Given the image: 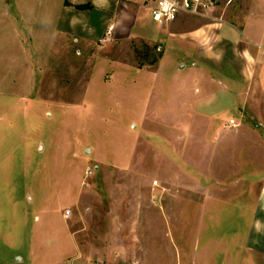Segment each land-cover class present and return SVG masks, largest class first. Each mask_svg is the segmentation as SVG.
Segmentation results:
<instances>
[{
	"label": "rangeland",
	"instance_id": "1",
	"mask_svg": "<svg viewBox=\"0 0 264 264\" xmlns=\"http://www.w3.org/2000/svg\"><path fill=\"white\" fill-rule=\"evenodd\" d=\"M59 1L0 0V264H221L262 202L264 102L201 78L200 33L230 59L264 0L162 26L142 0L81 6L36 58L27 24Z\"/></svg>",
	"mask_w": 264,
	"mask_h": 264
},
{
	"label": "crops",
	"instance_id": "2",
	"mask_svg": "<svg viewBox=\"0 0 264 264\" xmlns=\"http://www.w3.org/2000/svg\"><path fill=\"white\" fill-rule=\"evenodd\" d=\"M112 3H115V0H60L57 2L52 14H46L39 19H32L34 21L27 25L29 26L30 48L34 49L33 51L37 53L35 57L46 60V53L53 49V44L58 36L64 38V34H73L77 30L80 19L79 12L77 11L79 6L91 5V7L105 9ZM263 8L264 6H262ZM259 15L263 14L260 13ZM252 17L254 15H251L249 19ZM247 26L248 23L246 22L245 29ZM207 28L212 30L213 27ZM228 30L227 27L221 25V28L217 29L215 43L218 40L225 41L222 35H224L225 31L228 32ZM231 32L233 35V42L231 43L233 46L232 57L230 59L222 58L221 60L218 59L220 56L217 50L220 46H225V43H217L218 47L210 45L208 43L210 36L207 34V30L200 33L199 50L203 63L200 67L201 78L206 79L208 84L209 82L216 81V79H222L226 83L247 84L248 89L251 87V92H248L251 101L257 99L260 102H264V37L256 36V33L252 30L244 32L245 34L241 33L242 36H239L236 31ZM209 52L216 53L214 54L216 59H213ZM38 54H44V56L40 55L38 57ZM10 95L9 86H6L0 92V96L6 98H9ZM225 129L229 130L230 128L225 126ZM9 131L10 129L7 128V135ZM261 201V203L252 207L253 221L247 225L246 235L242 238L235 236L231 238L230 242L228 241L230 244H233V247L226 250L227 255L221 264H264V191ZM151 211H153L152 208L149 212ZM145 223V219L142 216L136 221H131L129 226L143 227L146 225ZM230 250L232 252H228ZM122 255H125L124 252L120 256ZM76 257L78 260H81L80 253ZM112 258V253H109L108 257H105L107 261L112 260ZM118 259L115 256L114 260ZM214 263L215 261L212 258H209L206 262V264Z\"/></svg>",
	"mask_w": 264,
	"mask_h": 264
},
{
	"label": "built area",
	"instance_id": "3",
	"mask_svg": "<svg viewBox=\"0 0 264 264\" xmlns=\"http://www.w3.org/2000/svg\"><path fill=\"white\" fill-rule=\"evenodd\" d=\"M131 0H115L126 3ZM222 0H142L148 6L152 20L159 25H171L182 18H208L220 6ZM234 120L227 124V128H236ZM66 219L71 218L67 211Z\"/></svg>",
	"mask_w": 264,
	"mask_h": 264
},
{
	"label": "trees",
	"instance_id": "4",
	"mask_svg": "<svg viewBox=\"0 0 264 264\" xmlns=\"http://www.w3.org/2000/svg\"><path fill=\"white\" fill-rule=\"evenodd\" d=\"M78 8H83V7L79 6ZM84 8H85V7H84Z\"/></svg>",
	"mask_w": 264,
	"mask_h": 264
}]
</instances>
